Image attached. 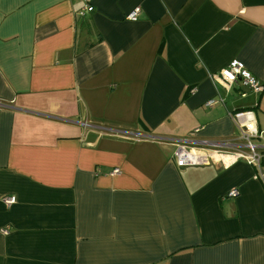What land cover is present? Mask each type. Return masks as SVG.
Returning <instances> with one entry per match:
<instances>
[{
  "label": "crops",
  "instance_id": "obj_1",
  "mask_svg": "<svg viewBox=\"0 0 264 264\" xmlns=\"http://www.w3.org/2000/svg\"><path fill=\"white\" fill-rule=\"evenodd\" d=\"M234 59L264 85V0H0V264H264V89ZM240 111L259 165H176L245 144Z\"/></svg>",
  "mask_w": 264,
  "mask_h": 264
},
{
  "label": "built area",
  "instance_id": "obj_2",
  "mask_svg": "<svg viewBox=\"0 0 264 264\" xmlns=\"http://www.w3.org/2000/svg\"><path fill=\"white\" fill-rule=\"evenodd\" d=\"M140 6L134 7L127 15L129 20H135L140 14ZM218 76L223 79L226 85L240 80L250 90L258 93L264 89L261 81L252 76L245 68L244 64L234 59L218 73ZM214 100L208 101L206 104L211 106L214 104ZM1 105V103H0ZM234 119L237 121L240 127L243 129L242 138L245 140V144L237 145L230 142H211L207 143L206 147L203 144L195 145L190 139H181L174 142V159L178 167L183 168L193 165H201L209 162L213 155L221 152H226L228 149H232L231 155L236 159L242 158L251 165H259L262 155L257 151V144L254 139L261 136V133L257 131L251 111H240L233 114ZM113 172H118V169H114ZM231 196H236L237 191L233 190L229 193ZM3 201L6 204H12L15 202V197H5ZM6 233V231H4Z\"/></svg>",
  "mask_w": 264,
  "mask_h": 264
}]
</instances>
